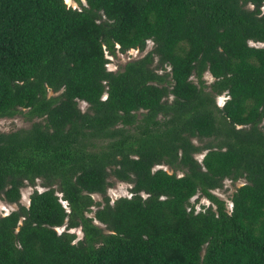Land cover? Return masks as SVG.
Masks as SVG:
<instances>
[{"label": "trees", "instance_id": "trees-1", "mask_svg": "<svg viewBox=\"0 0 264 264\" xmlns=\"http://www.w3.org/2000/svg\"><path fill=\"white\" fill-rule=\"evenodd\" d=\"M73 1L0 0V264H264V0Z\"/></svg>", "mask_w": 264, "mask_h": 264}, {"label": "rangeland", "instance_id": "rangeland-1", "mask_svg": "<svg viewBox=\"0 0 264 264\" xmlns=\"http://www.w3.org/2000/svg\"><path fill=\"white\" fill-rule=\"evenodd\" d=\"M66 5L79 8L76 2L73 0H63ZM80 3L82 5H85L84 0H80ZM264 11V9H263ZM152 47V43L150 41L146 42V45L143 50L138 49H128L126 51L120 52L118 50V46L115 45V51L113 55H110L105 50V57L108 59L106 63V68L108 70L117 71L120 70L122 65L129 60L141 57L145 52H147ZM203 78L208 83L212 80V77L205 72L203 74ZM56 93L48 92V95H55ZM225 99V95L221 94L216 96L215 101L218 106H220ZM78 105L81 110H84L86 108V103L79 101ZM25 111V110H23ZM36 118L28 119L23 114H16L13 117H2L0 118V131H10L17 128H25L28 127L31 122L35 121ZM194 143H198L196 139H193ZM204 151L198 152L194 154V157L197 160H200ZM154 168H163L170 172V170L165 165H155ZM180 173L177 172V175ZM109 181L112 182V184L107 187L105 194L107 195L109 202H112L114 199L120 197V196H129L130 191L129 188L131 186L130 183L117 181L112 178H109ZM244 182L243 179H238L236 181H231L229 179H224L222 182V186L216 189L211 190V193L214 194L218 199L224 201L225 209L229 210L231 207V201L230 197L232 192L235 190V188L239 185H241ZM41 191L44 188L39 185V180L35 181L34 185H25L24 187L20 188V198L18 200V204L27 206L29 195L33 190ZM93 199L95 201H102V197L100 194H92ZM191 204H193L195 210L201 209L202 205L205 207L209 205V201L202 195L196 193L194 196H192L189 200ZM17 203H8L5 200L0 198V216L8 213L9 211L16 209ZM214 208V205H212ZM95 209V206L91 207V212L87 213V215L92 216V211ZM97 223L95 220L93 221ZM98 224V223H97ZM63 230V227L56 228L57 232H60ZM73 231L76 234L77 238H80L81 233L79 229L70 230Z\"/></svg>", "mask_w": 264, "mask_h": 264}]
</instances>
